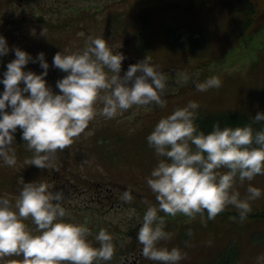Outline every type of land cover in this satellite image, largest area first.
I'll use <instances>...</instances> for the list:
<instances>
[{
    "label": "rangeland",
    "instance_id": "obj_1",
    "mask_svg": "<svg viewBox=\"0 0 264 264\" xmlns=\"http://www.w3.org/2000/svg\"><path fill=\"white\" fill-rule=\"evenodd\" d=\"M11 2L14 3L9 6ZM263 3L264 0H257L254 7H263ZM238 8H241L240 13L236 11ZM243 8L245 2L242 0H0V36L5 38L10 49L7 55L0 57V81L7 64L15 59V48L31 57L43 52L48 65L53 66L57 52L65 55L82 52L90 36L104 39L114 54L119 51L124 55V48L129 56L122 62L121 76L130 64L148 57L151 65L166 77V90L162 95L166 102L164 108L134 106L111 120L97 116L74 139L68 148L69 154L64 156V162L76 167V177H79L76 183H72L71 178L65 180L66 194L61 205L70 213L65 221L72 222V218L73 223L86 226L91 232L87 240L95 248H99L95 236L100 229L113 237L114 255L103 264H157L142 256V245L137 238L136 242L133 239L147 207H158L147 179L162 158L156 156L146 138L160 119L177 108L186 107L189 102L199 105L196 112L241 111L250 116L264 113V21L256 31L253 23L249 26L252 29L242 30L240 25L247 17ZM143 11L146 17L140 44L145 48L138 50V21ZM36 15L44 20L35 18ZM68 24L73 27H67ZM164 24L193 29L197 36L206 40L195 50L172 49L163 33ZM30 63L23 70L39 75L42 68L31 67ZM57 74L58 78L67 75L59 69ZM181 74L189 77L186 84L177 82ZM211 76L220 79L218 89L198 92L195 88H187L168 95L179 86L185 87L195 79ZM46 82L47 85L51 83ZM51 88L59 93L55 84ZM3 91L4 85L0 83V95ZM96 107L101 108L102 104ZM6 110L10 112V108ZM104 136L110 140L107 143L110 149L119 151L118 155V151L113 154L104 148L106 146L101 143ZM18 142L15 137L12 145L17 160L15 167L4 165L0 159V198L14 202L21 177L26 183L37 179L47 184L50 192L63 193L58 177L49 181L39 168L30 166L29 169L21 158ZM108 154L117 157L108 163L105 159L113 158ZM99 178L103 181L95 185L94 180ZM85 180H92L93 184L88 185ZM249 186L260 189L261 196L248 200L251 211L243 222L232 205L226 206L214 220H207L204 214L205 223L199 215L189 220L181 214L172 217L163 213L164 231L171 238L159 241L157 247L179 249L184 256L179 264H264V259H260L264 257V217L255 215L264 210V179L257 175L252 181L241 183L237 177L229 194L238 193V199L246 200ZM107 187H113L110 194L106 191L99 199L94 196L99 194V188L103 192ZM125 191L131 194V203L120 199ZM132 209L135 211L131 212ZM30 226L34 232L35 226Z\"/></svg>",
    "mask_w": 264,
    "mask_h": 264
},
{
    "label": "clouds",
    "instance_id": "obj_2",
    "mask_svg": "<svg viewBox=\"0 0 264 264\" xmlns=\"http://www.w3.org/2000/svg\"><path fill=\"white\" fill-rule=\"evenodd\" d=\"M9 51L0 36V57ZM14 52L15 59L7 64L0 81L4 85L0 95V159L8 167L17 164L12 145L18 128L26 150L32 153L24 163L54 169L52 161L57 151L70 147L97 116L111 120L134 106H166L162 99L166 77L150 59L130 64L121 76L125 57L120 52L114 54L102 38L90 36L82 52L54 55L53 67L67 74L56 81L59 93H54L44 78L49 65L43 52L35 59L18 47ZM30 61H38L44 71L39 75L24 71ZM188 80L181 74L177 82L186 84ZM220 86L216 76L195 83L198 92ZM98 103L101 108L96 107ZM9 108L10 112L6 110ZM198 108L195 102L177 108L160 119L146 138L156 156L162 158L147 179L158 207H147L137 240L142 256L157 264H179L184 258L177 248L157 247L159 241L171 238L158 212L172 217L181 214L189 220L199 215L205 223V212L207 220H214L232 205L243 222L251 211L248 200L261 196L260 189L252 186L247 188L246 200L238 199V193L230 195L229 190L237 177L243 183L264 175V128L254 131L252 127L264 122V113H257L250 124L235 128H221L217 122L205 134L195 123ZM220 169L228 171L222 173ZM18 183L21 187L14 202L0 198V259L22 256V264H103L112 259L113 237L104 229L95 236L99 243L95 248L87 240L91 232L86 226L65 221L70 213L61 205V191L50 192L47 184L26 183L23 177ZM120 199L131 203L132 196L125 191ZM25 220L35 226L34 232Z\"/></svg>",
    "mask_w": 264,
    "mask_h": 264
},
{
    "label": "trees",
    "instance_id": "obj_3",
    "mask_svg": "<svg viewBox=\"0 0 264 264\" xmlns=\"http://www.w3.org/2000/svg\"><path fill=\"white\" fill-rule=\"evenodd\" d=\"M147 1H149V0H147ZM155 1H160V0H155ZM242 1L245 2V8H243V9L247 12V17L244 20L243 24L240 25L241 29L242 30L243 29H245V30L252 29V28H249V26L251 25V23H253V26L255 28L254 31L258 30L260 28L258 26L259 25L261 26L263 21H264V3H263V7L258 4L259 7L255 8L254 7V3H256L257 0H242ZM13 3L14 2H11L9 4V6H11ZM240 9L239 8L236 9L237 13L241 12ZM144 13H145L144 11L141 12V14L139 16L140 17V21H138V27H139V30H140V32L138 33L137 38H136V40H137V49L138 50H142V49L145 48V46L143 44L142 45L140 44V41H141L140 36L144 33L143 31H144V23H145V17H146V16L143 15ZM39 14H41V12ZM35 18H38L39 20H44L43 18L40 17V15H36ZM68 20L69 19H67L66 21H68ZM239 20L240 19H237V21H239ZM67 27H73V26L68 24ZM194 31L195 30H193V29L182 28L180 25H173V24H164V27H163V33H164L165 37L167 38L168 42L170 43L172 49L187 48V49L195 50L194 48L201 47L202 44H203V41L206 40V39L204 37L201 38V37L197 36ZM250 34H253V33H250ZM233 42L236 43V41H233ZM190 44H192L193 47H187ZM122 51L124 52V57L125 56H129V55L126 54L124 48H123ZM37 55L35 57H33V59H35L37 57ZM130 57L133 58L132 56H130ZM133 59H135V58H133ZM124 62H125V59L123 60V63ZM29 66H31V67H40V64H39L38 61L35 62V63L31 62ZM43 71L44 70L42 69L40 71V74ZM56 71H57V68H54L53 66H49L48 74H47L46 77H44L45 80H48V81L51 82L48 85L49 87H52L54 84L56 85V81L59 80V79H62V78H58V74L56 75ZM50 77H52V78H50ZM205 78L195 79L191 84H188L185 87H184V85H182L181 87L179 86L180 88L178 87L175 91L168 93V95L177 94V93H179V92H181L183 90H187V88L194 89L195 88V83L196 82H203V81L206 80ZM56 89H58V88H56ZM196 113H197V119H196L195 123L198 126V130H202L203 132H205V134L211 132L212 129H213V125L215 123H217V122L219 123L221 128H224L226 126L235 128V127H238V126H244L246 124H250L252 122V119L255 117V116H250V115L246 114L245 112H241V111H221V110L201 111V110H199ZM252 127H253L254 131H258L261 128H264V122H262L260 124H252ZM21 135H22V132L18 128L17 132L15 133V137H16V141H19L18 142L19 145L17 144V146H19V151L21 153V158H22V160L24 162L26 159H30L31 158L32 153L30 151L26 150V146L24 144V141L21 139ZM102 139H103V142H101V143L104 146L109 147L110 144H107L108 142H110L108 137L104 136ZM106 147H104V148L107 151H111L113 154H115V152L118 151V150H111L110 147L109 148H106ZM68 148L69 147L65 148L63 151H59V150L57 151V153L55 154V157L53 158V161H52V163L54 165V169H40V172H45V176L49 177V178L46 177L47 180H49L50 178H56V177L59 178V182L61 183L60 184L61 185V189L60 190H62L63 193H64V190H65L64 187H67L65 185V180L66 179H68V178L73 179L72 183L79 182V177H76L77 174H78V171H75L76 167H71L67 162H64V156L69 154L68 153ZM118 154H119V151L117 152V155ZM108 155H109V158L113 157L111 159H105V161L108 162V163H111L117 157V156L114 157V155H112V154H108ZM27 166L30 169V165H27ZM262 176H263V179H264V175H262ZM102 177H104V176H102ZM34 181H36L35 183H39L37 179H35ZM34 181H32V182H34ZM101 181H103V180H101V178H99V180L98 179L94 180V182H95L94 184L95 185H99V183ZM85 183L88 184V185H91V184H93V181L92 180H85ZM117 189L118 188H116V190ZM98 190H99L98 191L99 194L98 195H94V196L99 199V198H101L103 193H107L106 191H108V194H110L112 192V190H113V187L112 188L111 187H107V189L105 191H103V192H102V188H99ZM65 194L66 193H64L63 195H65ZM75 211L78 212V211H81V210L80 209H75ZM205 214L207 215L206 212H205ZM158 215L162 216L163 212H158ZM255 215L260 217V218H263L264 217V210L257 212ZM71 220H72V223H73L74 220L72 218H71ZM23 222L27 225V227L30 230L33 229V226H30V224H32L30 220H25ZM140 226H141V224H139L135 228L134 231L136 232V234L138 233ZM136 238H137V235H135V239H133L134 242H136ZM221 258H222V256L219 259H221ZM22 260H23L22 256L4 257L3 259H0V264H11L12 261H15L16 264H22ZM217 261L219 263H222L219 260H217Z\"/></svg>",
    "mask_w": 264,
    "mask_h": 264
}]
</instances>
